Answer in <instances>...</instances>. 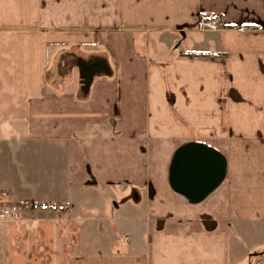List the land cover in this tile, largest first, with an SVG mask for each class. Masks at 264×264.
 Instances as JSON below:
<instances>
[{
  "label": "crops",
  "instance_id": "obj_1",
  "mask_svg": "<svg viewBox=\"0 0 264 264\" xmlns=\"http://www.w3.org/2000/svg\"><path fill=\"white\" fill-rule=\"evenodd\" d=\"M0 204V264H264V0H0Z\"/></svg>",
  "mask_w": 264,
  "mask_h": 264
},
{
  "label": "water",
  "instance_id": "obj_2",
  "mask_svg": "<svg viewBox=\"0 0 264 264\" xmlns=\"http://www.w3.org/2000/svg\"><path fill=\"white\" fill-rule=\"evenodd\" d=\"M224 173L225 160L220 154L201 144H189L176 152L170 181L174 189L196 202L217 186Z\"/></svg>",
  "mask_w": 264,
  "mask_h": 264
},
{
  "label": "built area",
  "instance_id": "obj_3",
  "mask_svg": "<svg viewBox=\"0 0 264 264\" xmlns=\"http://www.w3.org/2000/svg\"><path fill=\"white\" fill-rule=\"evenodd\" d=\"M219 22L216 19L203 20L200 23L201 28L217 29ZM20 217L19 207L15 204L3 205L0 204V221L3 220H17Z\"/></svg>",
  "mask_w": 264,
  "mask_h": 264
}]
</instances>
